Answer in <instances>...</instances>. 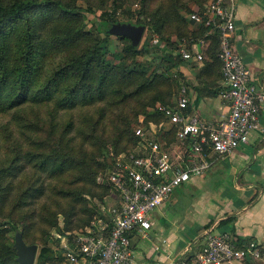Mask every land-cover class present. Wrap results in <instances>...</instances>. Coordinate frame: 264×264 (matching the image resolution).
Wrapping results in <instances>:
<instances>
[{"label": "rangeland", "instance_id": "1", "mask_svg": "<svg viewBox=\"0 0 264 264\" xmlns=\"http://www.w3.org/2000/svg\"><path fill=\"white\" fill-rule=\"evenodd\" d=\"M2 1L8 4L13 0ZM60 1L77 14H63L56 8L49 11L48 28L42 32L37 47L39 75L34 88L42 87L59 67L102 41L110 46L106 59L114 76L105 88L103 101L84 105L81 99L83 103L71 110H58L53 104L34 105L18 112V120L12 114H0V190L5 188L8 195L1 204L0 242H13L16 234L13 227H16L27 244L38 246L35 264L43 249L53 253L54 259L49 264H62L64 259L57 235L79 232L77 227L88 221L94 212L92 221L98 218L99 207L102 210L103 206L111 204L112 193H105L96 177L111 152L127 146L132 123L140 116L148 117L145 112H151L157 102L171 99L186 81L195 83V65L191 69L188 64H179V48L184 39L188 49L200 44L188 35L193 29L190 16L210 2L122 0V8L114 19L105 22L102 14L114 10L115 0ZM111 23L145 27L136 47L140 50L137 57L127 52L130 42L114 34L107 37L102 31L103 26ZM110 26L111 29L113 25ZM66 29L80 35L60 43ZM185 35L190 37L185 38ZM13 37V57H16L19 46L17 37ZM155 38L159 39L158 43H154ZM200 39L208 43L205 58L210 42L204 37ZM210 46L211 53L216 55L213 43ZM76 82L75 75L68 74L59 84L57 99ZM89 82L93 93L103 90L99 86L98 65L93 66ZM48 158L52 159L51 163H63L62 170L52 176L50 172L42 173L40 185L45 190L44 195L29 196L41 170L40 164ZM11 168H15L14 175L2 176L3 171ZM191 195L192 188L185 187L177 191L174 198L184 207L190 203ZM102 198L105 199L103 204ZM59 228L64 229L65 234L59 232Z\"/></svg>", "mask_w": 264, "mask_h": 264}, {"label": "built area", "instance_id": "2", "mask_svg": "<svg viewBox=\"0 0 264 264\" xmlns=\"http://www.w3.org/2000/svg\"><path fill=\"white\" fill-rule=\"evenodd\" d=\"M237 10L236 0H210L190 16L194 26L204 25L219 36L223 96L230 106L227 118L215 123L195 115V96L187 85L178 89L172 105L159 104L153 110L163 120L140 116L135 146L109 156L105 179L114 194L111 204L102 207L104 216L84 231L57 235L62 264H133L131 238L136 233L147 236L152 214L184 184L201 183L215 159L246 146L253 133L264 132V91L258 90L251 69L234 46ZM179 52L192 67L204 59L195 45L188 49L185 39ZM255 261L264 262V245L241 242L226 231L207 232L195 259L196 264Z\"/></svg>", "mask_w": 264, "mask_h": 264}, {"label": "crops", "instance_id": "3", "mask_svg": "<svg viewBox=\"0 0 264 264\" xmlns=\"http://www.w3.org/2000/svg\"><path fill=\"white\" fill-rule=\"evenodd\" d=\"M236 4L234 46L251 69L258 90L264 91V0H236ZM199 41L195 50L204 54L208 43ZM197 65L201 64L195 63V86L201 72ZM217 84L222 90L216 97L199 98L195 92V115L215 123L224 121L230 111L223 79ZM261 122L264 128V105ZM185 187L192 188V198L183 207L174 194ZM151 223L146 237L136 233L131 238L133 264H196L207 232L226 231L241 242L264 245V132L253 133L246 146L215 159L201 183L191 181L178 188L152 214Z\"/></svg>", "mask_w": 264, "mask_h": 264}, {"label": "trees", "instance_id": "4", "mask_svg": "<svg viewBox=\"0 0 264 264\" xmlns=\"http://www.w3.org/2000/svg\"><path fill=\"white\" fill-rule=\"evenodd\" d=\"M120 1L122 0L114 1V10L112 12H105L102 14L105 22L111 19L113 20L114 16L118 13V10L122 8V2ZM52 8H56L63 14L71 16L77 14L75 10L67 7L60 0L49 2L13 0L8 4H5L0 0V114H12L13 118L18 120L16 115L18 112L34 105L53 104L58 110H71L76 108L80 103H83L81 99H84V105L93 104L105 99V88L107 87L109 80L114 76V74H112L113 72H111V64L106 59V55L110 50V46L106 41L97 43L87 52L69 61L62 67H59L53 73L48 82L39 89L34 88L37 84V78L39 75L36 63L37 47L40 43L39 41L42 32L48 28L47 21L51 16V12L49 11ZM110 25H113L111 29ZM117 25L124 24L116 23L114 25V23H111L103 26L101 29L106 36L109 37L113 34L112 30ZM65 31L64 36L59 40L60 43H66L80 35V32L76 31L72 34L71 29H66ZM188 35L193 36L195 40L198 41L201 40L200 38L204 37V39L209 41L210 44L205 52L206 57L200 63L201 72L196 78L198 85L195 86V83H189L188 81H186V85L194 96L196 92L199 98L204 96L216 97L222 90V87H219L217 82L218 80L221 81L223 79L222 64L218 56L220 52L219 36L209 27H205L204 25L195 27L194 24L193 29H191ZM13 36L17 37L16 44L19 46V52L16 57H13V44L15 43ZM116 36L130 42L127 52L132 57H137L139 55L140 50L136 48L138 45H134L132 40L122 35ZM190 36L185 35L184 37L187 38ZM212 43L216 55L211 53L210 45ZM179 64L186 65L187 63L180 57ZM95 65L99 66V86L103 88V90L99 89L100 91L98 94L92 92V86L89 84L91 70ZM70 73L75 75L77 82L73 86H69L65 90L63 96L57 99L55 95L60 91L59 84L66 80ZM210 79L211 81H208ZM88 95H90L89 98H87ZM175 95L171 99L162 100L154 104L153 107H151V112H145L148 119L158 122L163 120V116L153 112V110H155L156 106L159 104L172 105ZM137 124L138 120L132 123V134L127 146L115 150V153L124 152L135 146L137 142V138L135 137V128ZM51 160L52 159L48 158L41 162V173H37V178L28 192L29 196L34 195L36 197H41L44 195L45 190L40 185V176L42 173L50 172V175L52 176L54 173L62 170L63 163L55 164L54 162L51 163ZM109 167L110 160L108 157L103 162L102 169L98 172L96 182L105 190V193L108 191V194L112 193L113 195L112 186L105 179ZM14 170L15 168H11L10 170L3 171L2 176H12L15 174ZM101 178L103 179V182H100ZM5 192V188L0 190V211L2 209L1 204H4L8 199V195ZM101 200H103V198ZM104 202L105 199L101 203L103 204ZM93 214L88 221L77 227V231L81 232L85 230L92 221ZM97 214L98 218L104 216L100 207L98 208ZM13 231H15L16 234L21 233L24 239L23 233L18 231L16 227H13ZM58 231L65 234L64 229L59 228ZM52 259H54L52 251L49 249H43L38 256L37 264H49ZM0 264H18L15 238L13 242L8 240L0 242Z\"/></svg>", "mask_w": 264, "mask_h": 264}, {"label": "water", "instance_id": "5", "mask_svg": "<svg viewBox=\"0 0 264 264\" xmlns=\"http://www.w3.org/2000/svg\"><path fill=\"white\" fill-rule=\"evenodd\" d=\"M144 32V26L137 27L132 24L117 25L112 30L114 35L127 37L132 40L134 45L140 44ZM15 248L18 264H35L39 248L35 244H26L21 233H17L15 236Z\"/></svg>", "mask_w": 264, "mask_h": 264}]
</instances>
